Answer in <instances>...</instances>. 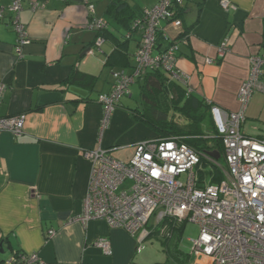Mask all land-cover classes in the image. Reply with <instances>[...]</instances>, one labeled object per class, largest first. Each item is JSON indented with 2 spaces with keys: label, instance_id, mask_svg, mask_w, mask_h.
I'll return each mask as SVG.
<instances>
[{
  "label": "crops",
  "instance_id": "obj_1",
  "mask_svg": "<svg viewBox=\"0 0 264 264\" xmlns=\"http://www.w3.org/2000/svg\"><path fill=\"white\" fill-rule=\"evenodd\" d=\"M36 1L39 6L33 9V0H21L18 20L28 43L19 49L13 15L5 12L0 18V79L5 82L0 116L26 115L19 137L0 131V261L17 250L36 252L48 264H166L143 252L147 239L137 252L136 239L121 228L98 219L85 226L72 220L82 213L87 194L91 166L86 151L109 149L126 161L136 142L157 138L130 110L144 78L134 83L136 99L130 100L134 93L121 98L104 127V107L97 101L110 90L114 72L132 73L140 33L134 30L128 39L123 35L155 0ZM219 1L183 0L177 10L182 26L175 29L163 21L161 27L169 38L188 36L185 43L178 41L176 53L182 88L211 106L235 111L249 58L263 51L264 0H230L235 7L227 11ZM9 3L0 0L2 6ZM91 18L107 26L99 50L96 31L86 26ZM224 39L228 51L218 57ZM259 93L250 98L242 130L264 139L257 127L264 122ZM50 229L52 237L47 236ZM102 237L109 239L111 255L94 245ZM169 256V264H195L190 255L186 262L181 254Z\"/></svg>",
  "mask_w": 264,
  "mask_h": 264
},
{
  "label": "built area",
  "instance_id": "obj_2",
  "mask_svg": "<svg viewBox=\"0 0 264 264\" xmlns=\"http://www.w3.org/2000/svg\"><path fill=\"white\" fill-rule=\"evenodd\" d=\"M224 11L235 6L230 0H220ZM183 0H155L133 20L131 32L138 30L140 42L134 53L132 73L118 70L113 73L114 82L108 92L98 96L104 107V127L120 99L130 96V86L147 70L158 69L169 79L182 80L176 69V53L179 44L188 36L178 39L167 36L161 22L166 21L175 29L182 26L175 9ZM39 3L32 2L36 9ZM21 0H10L0 5V18L5 12L13 15L11 25L17 33L18 49L28 43L25 27L18 20ZM93 12V7L89 6ZM86 26L101 31L106 23L100 19L88 20ZM161 32L166 47L157 50L156 40ZM130 33L127 34V37ZM104 39L97 36L94 46L99 50ZM228 39L218 46V57L228 51ZM260 55L249 58L247 77L240 83L236 99L238 108L226 111L211 106V114L217 135L223 146V166L208 153L199 152L178 137L144 139L133 145V154L126 160L115 158L109 149L97 148L85 152L90 162V176L83 210L72 218L85 226L92 220H103L110 227L125 230L136 239V251L144 249V241L152 234L160 233L166 239L173 235L172 227L179 222H192L198 226V235L191 239L189 255L195 264L200 257L204 264H264V139L246 135L242 131L245 111L255 92L264 93V38ZM91 54L92 50L89 49ZM211 63V58L205 59ZM5 82L0 79V103ZM25 114L0 116V131L19 137L24 132ZM202 159L220 167L222 178L215 183L197 187L194 168ZM186 175L183 182L180 177ZM125 182L130 186L123 187ZM121 188V189H120ZM154 218V224L149 223ZM172 220L171 227L164 226ZM168 224V223H167ZM54 230L47 232L48 237ZM94 245L103 254L111 255L109 239L102 237ZM0 264H48L38 253L12 251Z\"/></svg>",
  "mask_w": 264,
  "mask_h": 264
},
{
  "label": "trees",
  "instance_id": "obj_3",
  "mask_svg": "<svg viewBox=\"0 0 264 264\" xmlns=\"http://www.w3.org/2000/svg\"><path fill=\"white\" fill-rule=\"evenodd\" d=\"M178 8L179 7H176L175 9L176 16ZM131 26L129 27L130 29L128 28L127 30L130 34ZM95 31V38L97 36H105L106 29ZM127 32L123 35V38H129L127 37ZM163 42L166 41L163 39L160 32L158 33L156 40L158 51L166 47L165 45L162 48ZM176 42L178 43V41ZM142 78L144 79L142 83H139L137 105L130 109L135 120L148 126L156 133L157 138L159 139L178 137L188 146L193 147L199 152L209 153L216 151L220 153V157L222 156V141L217 135L210 104L192 96V94L184 90L180 84L181 81H184L183 78L182 80L169 79L158 69L147 70L139 77V79ZM72 79L74 80V77L69 78L68 81H72ZM203 126L208 129L207 132L204 130ZM200 164L206 165L211 163L202 159L199 165ZM205 177H208L209 181L206 182ZM221 178L222 174L220 170L213 165V169L200 175L196 186L203 187L204 183H215L220 181ZM166 222L169 227L173 224L172 220L166 219L162 225ZM183 224L184 222L182 221L177 223L176 227L170 228L172 229L173 234L174 232H178L180 235L184 229ZM175 246V250L172 251L168 245V254H181L183 257L181 260L186 262L189 253L184 254L179 251L178 244H175Z\"/></svg>",
  "mask_w": 264,
  "mask_h": 264
},
{
  "label": "rangeland",
  "instance_id": "obj_4",
  "mask_svg": "<svg viewBox=\"0 0 264 264\" xmlns=\"http://www.w3.org/2000/svg\"><path fill=\"white\" fill-rule=\"evenodd\" d=\"M127 34H129V32H127ZM103 39H104V37H103ZM137 79H139V78H137ZM130 91H131V94L134 93L133 97L130 98V100L132 99V101H133L134 99H136V92H137L136 84H134V83L131 84ZM259 94H261V97H264V93L263 92H260ZM126 97H128V96H125L123 98H126ZM260 105L263 106L262 113H263V121H264V102L261 101ZM247 124L248 125H253L254 122L252 124H250V122H248ZM257 127L261 128L264 131V122L258 121ZM203 128H204V130L206 132L208 131V129L205 126H203ZM242 129H243V127H242ZM259 133L261 134V132H259ZM261 135L264 136V134H261ZM218 163L221 166H223V156H221L218 159ZM215 167L220 170L219 166H215ZM211 169H213V165L212 164H206V165H201L200 164L198 167L194 168V174H195L196 180H198L200 178V175L202 173L203 174L207 173V171L211 170ZM180 179L183 182H185L186 181V175L185 174L181 175ZM205 180L207 182V181H209V178L205 177ZM128 186H130V182H125L121 188L128 187ZM149 223L154 224V218L153 217L150 219ZM183 225H184L183 232L180 235H174L173 234L171 236V238H169V239H166L160 233L152 234L145 241V249H144L143 252H146L149 256L159 257L158 258L159 261H162L163 263L165 262V263H168V264L171 261V257L166 252L167 248H168V244H169V247L172 246V244H178V248H179L180 252H182L184 254L189 253L190 252V247H191V239L195 238L198 235V230L199 229H198V226L196 224L192 223V222H184ZM197 260L198 261H203L202 263L204 264V260H202L200 257H198Z\"/></svg>",
  "mask_w": 264,
  "mask_h": 264
},
{
  "label": "water",
  "instance_id": "obj_5",
  "mask_svg": "<svg viewBox=\"0 0 264 264\" xmlns=\"http://www.w3.org/2000/svg\"><path fill=\"white\" fill-rule=\"evenodd\" d=\"M208 154H210L211 156H213L216 159H219L220 158V153H218L216 151L209 152ZM0 247H2V244L1 243H0Z\"/></svg>",
  "mask_w": 264,
  "mask_h": 264
}]
</instances>
